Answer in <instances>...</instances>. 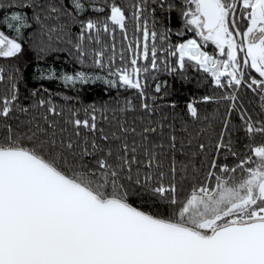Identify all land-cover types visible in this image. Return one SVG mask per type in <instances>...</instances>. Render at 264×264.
<instances>
[{
	"label": "snow or ice",
	"instance_id": "snow-or-ice-1",
	"mask_svg": "<svg viewBox=\"0 0 264 264\" xmlns=\"http://www.w3.org/2000/svg\"><path fill=\"white\" fill-rule=\"evenodd\" d=\"M86 10L97 15L82 18ZM61 40L81 65L90 57L109 70L65 71L66 84L134 89L143 114L129 118L132 97L81 109L36 88L25 103L19 68L5 75L0 66V264H264V117L239 95L258 93L264 109V0H0V58L23 54L27 42L43 59ZM189 66L222 94L184 100L186 114L207 120L194 132L185 121V139L166 115L152 118L158 97L146 84L161 69L187 79ZM154 84L160 93L167 81ZM211 101L224 114L201 117L199 103Z\"/></svg>",
	"mask_w": 264,
	"mask_h": 264
},
{
	"label": "trees",
	"instance_id": "trees-1",
	"mask_svg": "<svg viewBox=\"0 0 264 264\" xmlns=\"http://www.w3.org/2000/svg\"><path fill=\"white\" fill-rule=\"evenodd\" d=\"M39 2V0H38ZM123 3L130 5L133 0H122ZM151 3V0H148ZM87 15H97V13L91 10H86L82 14V18ZM102 15V13H100ZM157 16L161 15L159 10L156 13ZM173 15V26L176 27L175 13ZM151 22V17H149ZM133 23L131 19L129 20L128 29L129 35L132 34ZM6 30V29H5ZM79 30V25L72 26L73 35ZM32 31V27L24 30L25 36L27 33ZM102 39L105 43L111 45L112 38L110 35L102 33ZM185 38H187L185 36ZM177 39V34H172V40L175 42ZM115 42L117 44V61L119 64V48L121 46V34L119 29H117ZM159 43V40L157 41ZM125 46H126V42ZM92 47H99L98 44L92 42ZM126 59L128 54L125 53ZM88 62L81 65L76 57L75 49L72 45L67 44L65 41H55L54 50L49 52L43 59H37L34 50L30 49L27 42H24V52L23 54H18L15 58H0V66L5 69V75L7 72L15 66L19 68V75L21 79L17 81L19 91L21 93V99L25 103H30L31 101L27 99L29 95V90L31 88H36L40 95L47 98L51 95L53 101L57 105H68L73 108H81L84 106L93 104L94 102L99 104L102 101H109L111 104L115 105L117 101L123 102L124 98L132 97L135 104L137 105L136 112L133 113L129 111V118L135 115L143 114L139 109L140 98L134 89H128L125 87H117L113 85L106 84L103 79L88 80L86 82L76 81L74 84L69 82L65 83L60 77L63 72L74 73L77 70L83 68L86 71L99 72L101 75H109V70L107 67L105 69H100L99 66L93 65L91 63V58H87ZM141 64L144 63L143 59L140 61ZM162 63V62H161ZM39 66V67H38ZM55 69V75H48L49 69ZM44 71L46 74L41 76L40 71ZM253 74L255 70H252ZM188 78L182 79L179 74H174L171 72H165L163 69L156 73L153 77L151 72L147 75L146 91L149 93V98L152 96H157L155 103L159 106V110L153 115V119L159 118L162 114L166 115L167 119L165 123L173 122L175 123L177 136H184L187 139V133L181 131L182 124L187 121L189 131H198L202 124H206L207 120H193L190 115L186 114L184 110V100L186 98H191L193 95H221L222 90L217 89L214 85H211L208 81L204 80V76L197 71V69L189 66L187 72L184 74ZM159 80L162 84L167 81V84L163 86L162 91L157 93L155 91L154 81ZM5 87L4 82H0V91ZM168 95H165V94ZM240 100L243 101L245 108L253 115L254 118L259 119L264 117V109L261 108L260 96L258 93L252 92L250 89L241 88L239 90ZM168 99H175L179 102V107L173 109L170 105L165 103ZM199 109L201 117L212 118L211 113L213 109H218L220 114L223 115L225 112V104L223 102L216 103L211 102H201L199 103ZM175 113V117L173 115ZM81 115L83 112L81 111ZM233 120L238 121V116L233 113ZM216 129L219 130L221 124L219 120L216 121ZM257 141L261 140L259 134L256 137ZM246 142L243 131L240 133L239 143L242 145ZM232 163L231 158L227 161ZM199 164V160L196 161Z\"/></svg>",
	"mask_w": 264,
	"mask_h": 264
},
{
	"label": "rangeland",
	"instance_id": "rangeland-1",
	"mask_svg": "<svg viewBox=\"0 0 264 264\" xmlns=\"http://www.w3.org/2000/svg\"><path fill=\"white\" fill-rule=\"evenodd\" d=\"M213 48H214V45H212L211 42H209V45L207 46L206 50L212 51Z\"/></svg>",
	"mask_w": 264,
	"mask_h": 264
}]
</instances>
